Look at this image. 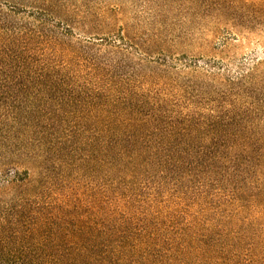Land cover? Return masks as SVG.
I'll return each mask as SVG.
<instances>
[{
  "label": "trees",
  "instance_id": "16d2710c",
  "mask_svg": "<svg viewBox=\"0 0 264 264\" xmlns=\"http://www.w3.org/2000/svg\"><path fill=\"white\" fill-rule=\"evenodd\" d=\"M85 8L0 0V264H264V63L80 37Z\"/></svg>",
  "mask_w": 264,
  "mask_h": 264
},
{
  "label": "rangeland",
  "instance_id": "374dc122",
  "mask_svg": "<svg viewBox=\"0 0 264 264\" xmlns=\"http://www.w3.org/2000/svg\"><path fill=\"white\" fill-rule=\"evenodd\" d=\"M91 9L82 36L106 37L125 29L156 57L157 52L200 62H222L238 77L264 63V0H74ZM85 22V21H84ZM254 86L249 128L264 130V80Z\"/></svg>",
  "mask_w": 264,
  "mask_h": 264
}]
</instances>
